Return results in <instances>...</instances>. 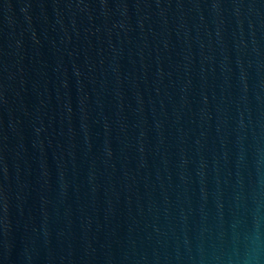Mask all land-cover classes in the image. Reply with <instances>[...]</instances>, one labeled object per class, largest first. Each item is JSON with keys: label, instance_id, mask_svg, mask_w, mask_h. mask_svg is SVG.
I'll list each match as a JSON object with an SVG mask.
<instances>
[{"label": "water", "instance_id": "water-1", "mask_svg": "<svg viewBox=\"0 0 264 264\" xmlns=\"http://www.w3.org/2000/svg\"><path fill=\"white\" fill-rule=\"evenodd\" d=\"M0 264H264V0H0Z\"/></svg>", "mask_w": 264, "mask_h": 264}]
</instances>
